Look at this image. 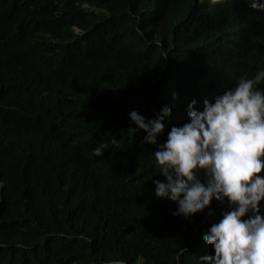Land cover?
Masks as SVG:
<instances>
[{
    "label": "trees",
    "instance_id": "obj_1",
    "mask_svg": "<svg viewBox=\"0 0 264 264\" xmlns=\"http://www.w3.org/2000/svg\"><path fill=\"white\" fill-rule=\"evenodd\" d=\"M257 70L264 12L249 0H0V264H201L231 208L173 215L128 112L170 107L163 144L193 99L203 110Z\"/></svg>",
    "mask_w": 264,
    "mask_h": 264
},
{
    "label": "clouds",
    "instance_id": "obj_2",
    "mask_svg": "<svg viewBox=\"0 0 264 264\" xmlns=\"http://www.w3.org/2000/svg\"><path fill=\"white\" fill-rule=\"evenodd\" d=\"M249 7L264 12V0H249ZM262 85L264 70H257L254 75L239 76L223 93L205 98L203 110L197 109L193 99L187 106L189 122L172 126L163 144L159 137L164 119L171 115L170 107L163 106L148 119L136 110L128 112L135 125L128 130H143V140L156 146L151 155L165 180L152 181L155 196L176 203L173 215L187 218L202 212L213 198L231 208L203 235L214 254L200 257L201 264H264V215L259 211L264 175H258L264 171ZM117 144L114 136L101 139L92 152L102 156ZM107 264L124 262L112 259Z\"/></svg>",
    "mask_w": 264,
    "mask_h": 264
},
{
    "label": "bare ground",
    "instance_id": "obj_3",
    "mask_svg": "<svg viewBox=\"0 0 264 264\" xmlns=\"http://www.w3.org/2000/svg\"><path fill=\"white\" fill-rule=\"evenodd\" d=\"M83 6V5H82ZM239 31V27H238V29H237V32Z\"/></svg>",
    "mask_w": 264,
    "mask_h": 264
}]
</instances>
